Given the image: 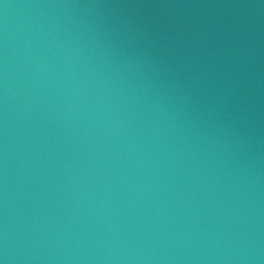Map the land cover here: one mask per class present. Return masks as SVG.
<instances>
[{
  "label": "water",
  "instance_id": "water-1",
  "mask_svg": "<svg viewBox=\"0 0 264 264\" xmlns=\"http://www.w3.org/2000/svg\"><path fill=\"white\" fill-rule=\"evenodd\" d=\"M0 264H264V0H0Z\"/></svg>",
  "mask_w": 264,
  "mask_h": 264
}]
</instances>
